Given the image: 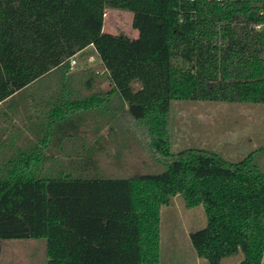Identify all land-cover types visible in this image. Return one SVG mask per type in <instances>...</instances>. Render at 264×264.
Segmentation results:
<instances>
[{
  "label": "trees",
  "instance_id": "trees-1",
  "mask_svg": "<svg viewBox=\"0 0 264 264\" xmlns=\"http://www.w3.org/2000/svg\"><path fill=\"white\" fill-rule=\"evenodd\" d=\"M109 8L132 12L139 37L105 32ZM263 9L0 0V241L45 239L46 264H161V208L180 194L206 212L200 257L264 264V147L236 162L174 152L171 124L173 100L264 104ZM89 46L103 71H71Z\"/></svg>",
  "mask_w": 264,
  "mask_h": 264
},
{
  "label": "rangeland",
  "instance_id": "rangeland-1",
  "mask_svg": "<svg viewBox=\"0 0 264 264\" xmlns=\"http://www.w3.org/2000/svg\"><path fill=\"white\" fill-rule=\"evenodd\" d=\"M133 18L130 11L109 8L105 13L104 31L137 38L139 31L134 28ZM75 59L77 63L71 65V71L88 67L103 71L94 46L79 52ZM103 86L107 87V83ZM171 124L174 152L204 148L236 162L264 147V104L173 100ZM257 160L264 170V153ZM102 162L111 170L118 171L128 169L129 163L134 161L125 163L116 157H103ZM137 167L142 170L141 165ZM206 224L203 205L189 208L180 194L173 196L171 204L161 208V264H210L196 253L190 239L193 231ZM243 258V252H239L223 258L220 264H241ZM46 260L45 239L0 241V264H46Z\"/></svg>",
  "mask_w": 264,
  "mask_h": 264
},
{
  "label": "built area",
  "instance_id": "built-area-1",
  "mask_svg": "<svg viewBox=\"0 0 264 264\" xmlns=\"http://www.w3.org/2000/svg\"><path fill=\"white\" fill-rule=\"evenodd\" d=\"M189 1H195V0H189ZM207 1H214V2H235V1H246V0H207ZM264 3V0H263ZM262 14H264V9L262 11ZM77 61L75 59V56L71 59V65L76 64Z\"/></svg>",
  "mask_w": 264,
  "mask_h": 264
}]
</instances>
